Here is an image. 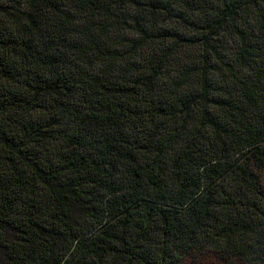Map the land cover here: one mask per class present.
Segmentation results:
<instances>
[{
    "label": "trees",
    "instance_id": "obj_1",
    "mask_svg": "<svg viewBox=\"0 0 264 264\" xmlns=\"http://www.w3.org/2000/svg\"><path fill=\"white\" fill-rule=\"evenodd\" d=\"M264 264V0H0V264Z\"/></svg>",
    "mask_w": 264,
    "mask_h": 264
},
{
    "label": "rangeland",
    "instance_id": "obj_2",
    "mask_svg": "<svg viewBox=\"0 0 264 264\" xmlns=\"http://www.w3.org/2000/svg\"><path fill=\"white\" fill-rule=\"evenodd\" d=\"M209 262H207V264H219V263H212L213 260H208Z\"/></svg>",
    "mask_w": 264,
    "mask_h": 264
}]
</instances>
